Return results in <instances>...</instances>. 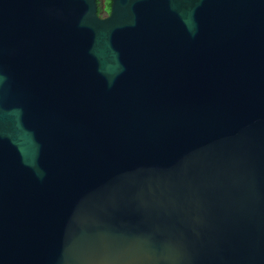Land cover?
<instances>
[{"label":"water","instance_id":"1","mask_svg":"<svg viewBox=\"0 0 264 264\" xmlns=\"http://www.w3.org/2000/svg\"><path fill=\"white\" fill-rule=\"evenodd\" d=\"M0 264H264V0H0Z\"/></svg>","mask_w":264,"mask_h":264},{"label":"trees","instance_id":"2","mask_svg":"<svg viewBox=\"0 0 264 264\" xmlns=\"http://www.w3.org/2000/svg\"><path fill=\"white\" fill-rule=\"evenodd\" d=\"M111 0H98V13H102L103 11H108L110 7Z\"/></svg>","mask_w":264,"mask_h":264},{"label":"flooded vegetation","instance_id":"3","mask_svg":"<svg viewBox=\"0 0 264 264\" xmlns=\"http://www.w3.org/2000/svg\"><path fill=\"white\" fill-rule=\"evenodd\" d=\"M97 2H98V0H97ZM108 11H109V10H108ZM108 11H105V12H104V13H105V15H107Z\"/></svg>","mask_w":264,"mask_h":264},{"label":"rangeland","instance_id":"4","mask_svg":"<svg viewBox=\"0 0 264 264\" xmlns=\"http://www.w3.org/2000/svg\"><path fill=\"white\" fill-rule=\"evenodd\" d=\"M101 15H105L104 11L101 13Z\"/></svg>","mask_w":264,"mask_h":264}]
</instances>
